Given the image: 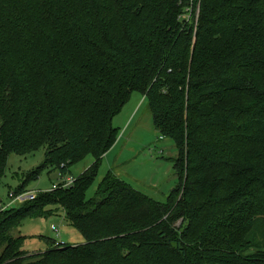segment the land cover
Here are the masks:
<instances>
[{
    "label": "trees",
    "instance_id": "obj_1",
    "mask_svg": "<svg viewBox=\"0 0 264 264\" xmlns=\"http://www.w3.org/2000/svg\"><path fill=\"white\" fill-rule=\"evenodd\" d=\"M134 91L178 184L159 202L110 169L86 199ZM41 147L61 177L93 161L0 210V264H264V0H0V178ZM53 207L84 243L28 254L13 230Z\"/></svg>",
    "mask_w": 264,
    "mask_h": 264
},
{
    "label": "rangeland",
    "instance_id": "obj_2",
    "mask_svg": "<svg viewBox=\"0 0 264 264\" xmlns=\"http://www.w3.org/2000/svg\"><path fill=\"white\" fill-rule=\"evenodd\" d=\"M112 124L117 128L116 141L106 152L96 178L85 193L86 199L93 198L105 174L113 169L136 190L156 201L166 202L168 194L178 184L174 170L176 147L171 139L160 137L155 130L146 97L138 91L132 92L120 112L113 117ZM44 160L43 147L25 155L10 153L0 178L1 203H7L9 191L17 190L25 175L36 169L38 175L26 183L24 190L35 192L50 190L61 176L57 168L41 166ZM92 161L93 157L90 154L86 155L70 167L68 176L74 178L79 176ZM53 210L48 216L26 217L13 230L14 237L21 235L27 237L23 248L29 252L28 254L48 249L49 245L44 237L68 245L84 243L82 235L67 222L63 212L54 207ZM52 225L57 228L58 236L51 229Z\"/></svg>",
    "mask_w": 264,
    "mask_h": 264
},
{
    "label": "built area",
    "instance_id": "obj_3",
    "mask_svg": "<svg viewBox=\"0 0 264 264\" xmlns=\"http://www.w3.org/2000/svg\"><path fill=\"white\" fill-rule=\"evenodd\" d=\"M198 12H196L197 14ZM75 181V178L72 176H64V177H60L59 181L55 184L52 185L50 190H56L59 188H68L70 187ZM39 194V192H35V191H25V192H20V193H14V191H9L8 193V202L3 204H0V210H7L10 209L13 206H16L17 204H21L25 201H31L34 200L37 195ZM51 229L53 231L56 232V236L59 235V232L57 230V228L52 225ZM55 244L58 246H63L65 245V243L59 242L55 240Z\"/></svg>",
    "mask_w": 264,
    "mask_h": 264
},
{
    "label": "crops",
    "instance_id": "obj_4",
    "mask_svg": "<svg viewBox=\"0 0 264 264\" xmlns=\"http://www.w3.org/2000/svg\"><path fill=\"white\" fill-rule=\"evenodd\" d=\"M117 129V128H116ZM105 156V155H104ZM104 156H103V158H104ZM102 161H103V159H102Z\"/></svg>",
    "mask_w": 264,
    "mask_h": 264
}]
</instances>
